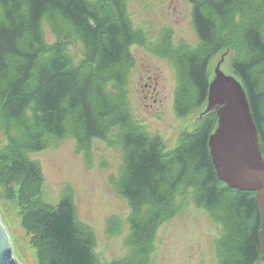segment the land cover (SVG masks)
Segmentation results:
<instances>
[{"label": "trees", "instance_id": "16d2710c", "mask_svg": "<svg viewBox=\"0 0 264 264\" xmlns=\"http://www.w3.org/2000/svg\"><path fill=\"white\" fill-rule=\"evenodd\" d=\"M188 1L193 6L192 22L199 45L193 48L180 43L176 47L167 43L163 51L180 77L176 107L188 115L190 103L196 99L199 112L204 109L210 64L220 52L230 50V72L244 86L264 155V0ZM124 3L0 0V123L5 124L0 133L7 134V145L0 150V182L14 195L12 180L19 181L16 195L22 207V224L32 237L39 264H101L94 250V230L79 219L70 187L57 205L40 201L43 169L30 157L44 149L46 142L49 147L60 145L71 122L82 130V135L73 132L79 150H87L93 139L106 140L110 124L127 127L114 137L123 145L124 167L121 184L118 180L113 183L133 209L132 243L142 239L151 243L156 228L175 213L177 196L186 198L184 190H193L195 205L224 228L219 263H264L255 193L227 187L212 161L208 142L217 126L216 113L203 112V127L183 136L179 147L168 153L163 151L161 138L127 126L120 113L122 100L115 102L111 95L115 92L108 88L112 79L119 82V88L125 85L124 79H119L127 74L130 46L139 43V31L130 25ZM46 20L56 34L61 31L54 26L60 27L59 20L77 29L89 45L91 59H96L95 69L90 67L89 73L80 75L61 47L51 49L43 38ZM47 52L50 56L44 59L42 54ZM107 115L112 118L103 120Z\"/></svg>", "mask_w": 264, "mask_h": 264}, {"label": "rangeland", "instance_id": "374dc122", "mask_svg": "<svg viewBox=\"0 0 264 264\" xmlns=\"http://www.w3.org/2000/svg\"><path fill=\"white\" fill-rule=\"evenodd\" d=\"M124 4L130 25L139 31L136 35L139 43L130 46L131 61L126 62L127 74L119 79H124L125 85L119 88V82L112 79L108 88L115 92L111 94L115 102L118 98L122 100L120 113L126 117L127 126H137L150 137L161 138L163 151L168 153L179 147L183 136L196 132L199 126L203 127L199 116L205 111L206 104L199 112L197 101L193 99L188 115H182L177 109L176 91L180 77L173 62L163 52L167 43L176 47L180 43L198 47L199 38L192 22L193 6L188 0H125ZM1 11L0 8V20ZM48 21L43 23L46 44L53 50L61 47L69 61L71 58L73 69H79L80 75L89 73L90 67L95 69L93 63L96 59H91L89 45L78 30L59 20L60 27L53 22L55 28L61 30L56 34ZM160 45L164 47L160 48ZM49 52L42 54L44 59L49 58ZM232 56L230 50L220 52L210 64V76H214L215 67L222 58V70L231 74ZM192 95L193 92L191 99ZM110 118L112 116L107 115L103 120L109 121ZM4 125L0 123V128ZM70 125L68 136L60 141V145L51 144L49 147L46 142L44 149L31 153L30 157L43 169L40 201L57 205L70 187L79 219L94 230L97 241L94 250L101 264H114L116 261L123 264H220L218 248L224 228L204 208L195 205L193 190H184L183 194L188 193L186 198L181 194L177 196L175 213L156 228L151 243L147 244L143 239L138 244L132 243L133 209L113 183V180H118L121 184L124 167L123 145H119V139L114 137L126 131L127 127L110 124L106 140L93 139L87 150H79L73 132L75 130L82 135V130L74 122ZM6 136L5 132L0 133V150L7 145ZM14 179V195L8 194L0 182V215L20 263L39 264L32 237L22 224V207L16 195L20 184L17 178ZM221 212L226 214L227 210L222 209ZM222 253L225 254L224 250Z\"/></svg>", "mask_w": 264, "mask_h": 264}, {"label": "water", "instance_id": "95a60500", "mask_svg": "<svg viewBox=\"0 0 264 264\" xmlns=\"http://www.w3.org/2000/svg\"><path fill=\"white\" fill-rule=\"evenodd\" d=\"M222 60L210 79L204 113L215 112L217 126L209 150L218 178L229 187L255 193L261 214L260 242L264 257V155L260 134L242 82L225 74ZM0 264H21L10 233L0 215Z\"/></svg>", "mask_w": 264, "mask_h": 264}, {"label": "flooded vegetation", "instance_id": "af4514ba", "mask_svg": "<svg viewBox=\"0 0 264 264\" xmlns=\"http://www.w3.org/2000/svg\"><path fill=\"white\" fill-rule=\"evenodd\" d=\"M199 119H202V114L200 115Z\"/></svg>", "mask_w": 264, "mask_h": 264}]
</instances>
